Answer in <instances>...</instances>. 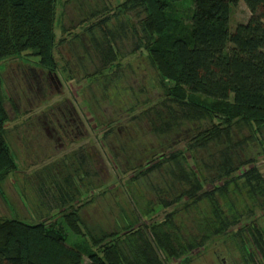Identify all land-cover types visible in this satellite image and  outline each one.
I'll use <instances>...</instances> for the list:
<instances>
[{"label":"trees","instance_id":"trees-1","mask_svg":"<svg viewBox=\"0 0 264 264\" xmlns=\"http://www.w3.org/2000/svg\"><path fill=\"white\" fill-rule=\"evenodd\" d=\"M185 2L190 7L186 8ZM235 2L123 0L116 12L139 15L136 46L145 51L159 76L162 101L154 107L157 121H152L153 133L161 136L181 123L208 119L209 125L197 131L185 150L197 153L212 144L216 150L210 155L215 163L206 167L213 174L204 173L199 164L190 166L182 151L140 168L129 177V183L139 177L151 183L150 175L156 171L153 181L164 183L152 187L157 204L173 209L147 223L138 218L133 200L139 216L130 219L122 211L120 229L91 236L96 250H85L79 243L69 245L64 231L52 223L28 224L0 216V264H79L85 253L89 264H163L158 250L166 258L188 263L190 254L207 241L231 233L254 207L264 208V175L255 157L240 156L237 140L244 127L256 137L264 130V0H243L250 18L231 30V5ZM188 8V13L181 10L187 12ZM56 11L57 0H0V63L10 57L34 56L38 66L56 71ZM85 30L93 33L92 25ZM110 38L104 41L107 46L97 47L103 68L119 64ZM2 86L0 71V184L17 169L6 143L9 116ZM160 108H168L169 113L165 116ZM165 163L169 165L162 172ZM51 184L59 191L61 207L73 198L74 185H67L70 191L61 193L62 186L53 180ZM178 186H183L180 192H176ZM165 192L171 199L164 198ZM79 209L74 207L64 218L73 233L86 234ZM243 231L241 226L233 235L246 244ZM248 233L252 245L250 252L243 248L244 259L253 261L258 254L264 264V228L252 224Z\"/></svg>","mask_w":264,"mask_h":264},{"label":"rangeland","instance_id":"rangeland-1","mask_svg":"<svg viewBox=\"0 0 264 264\" xmlns=\"http://www.w3.org/2000/svg\"><path fill=\"white\" fill-rule=\"evenodd\" d=\"M121 1L123 0H57L56 44L53 53L57 71L64 85L63 94L71 97L84 113L87 110L85 100L88 98L93 103L92 114L101 121L108 117L115 118V124H111V134L108 140L105 139L109 141L107 145L101 144V132L90 129L88 137L79 141L83 149L91 143L99 156H94L95 171H88V175L78 172V175L72 177L74 196L67 200L63 207L59 204V191L48 181L51 171H31V167H28L37 168L51 160L52 156L49 153L50 156H47L46 160L43 155L39 156L40 160L25 157L22 151L23 125L28 116L22 113L23 107L18 110L13 104L16 91L20 88L17 86L18 75L15 74H18L16 63L20 62L22 67L38 66L37 58L10 57L0 63L1 77L4 79L2 91L5 94V106L9 116L5 125L6 143L17 163V169L0 184V216H11L28 224L52 223V227L64 231L69 245L79 243L85 250H96L95 246L91 245L92 235L120 229L124 224L119 220L122 211H125L130 219L140 213V216H137L140 221L147 220V223H150L158 221L173 209L172 206L164 208L157 204L156 191L152 187H162L164 183L153 181L156 171L150 175L151 183H144L146 179L141 177L129 183V177L135 175L140 168L148 167L155 160L168 157L170 153L177 151L184 152L190 166L197 168L199 164L198 168H202L204 173L213 174L206 164L215 163L210 155L216 150L212 144L208 148H199L197 153L185 150L197 131L209 125L208 119L194 124L181 123L161 136L153 133L151 124L153 120L157 121L154 107L162 101L159 76L149 64L145 51L136 46V39L140 36L139 15L137 17L134 13L116 14ZM183 5L190 7L186 2ZM181 10L188 13L190 8L187 12ZM249 18L250 11L243 0H236L231 5V30L238 23H246ZM103 19L106 20L102 24ZM89 25H92L93 33L85 30ZM110 36L113 37L110 40L119 64L114 63L103 68L101 53L97 47L101 44L107 46L104 41ZM161 111L164 115L169 113L168 108ZM90 121L93 123L96 119L90 118ZM116 125H120V132ZM237 140L241 142L238 145L240 156L255 157L256 165L264 175V130L256 137L249 128L244 127L239 130ZM113 147L116 150H113ZM128 147L140 150H136L137 155L132 158H119L118 153V158L116 157L115 151L126 150ZM67 150L68 146L64 151ZM168 165L169 163H165L160 171L164 172ZM58 180L64 186L62 177ZM182 187L178 186L176 192H180ZM164 194L165 199H171L170 193ZM89 199H92L93 203H90ZM133 200L136 202L138 213ZM78 206L83 220L81 229L86 234L73 233L64 218L65 213ZM243 207L242 205L241 209ZM148 208L152 209L149 213ZM252 224L264 228V208L254 207L250 214H245L241 222L232 228L231 233L210 239L198 252H192L190 261L183 264H263L258 254H255L253 261L244 259V249L250 252L252 245L248 233V227ZM241 226H244L246 244H242L233 235ZM158 252L163 264L181 263V258H166L161 251ZM79 264H89L86 253Z\"/></svg>","mask_w":264,"mask_h":264},{"label":"flooded vegetation","instance_id":"flooded-vegetation-1","mask_svg":"<svg viewBox=\"0 0 264 264\" xmlns=\"http://www.w3.org/2000/svg\"><path fill=\"white\" fill-rule=\"evenodd\" d=\"M19 63H16L18 74L16 72L15 74L18 75L17 86L20 88L18 92L16 91L13 104L18 110L23 107L22 113L28 116L25 121L26 125H23L22 151L30 160H40V155L46 156L44 157L46 160L47 156H50L49 153L52 156L51 160L37 168L28 167H31V171H51L48 181L53 180L58 186H62L58 180L60 177L64 183L62 187L73 186V176L79 173L88 175V171H95L94 156L95 154L99 156L91 143L89 147L83 149L79 141L88 137L90 129L94 132H101V144L102 146L107 145L113 129L111 124H115V118L108 117L101 121L92 114L94 112L93 103L88 98L85 100L86 113L81 111L71 97L63 94L64 85L57 70L51 71L42 66L22 67ZM67 69L70 70V68ZM1 78L4 83L3 77ZM36 107L39 109L37 110ZM32 109L37 111H32ZM89 114L91 117H88ZM90 118L92 120L95 118L96 121L91 123ZM120 129L118 125L119 132ZM67 146L68 150L64 151ZM91 150L92 152H89ZM113 150H116L115 147ZM136 150L140 148L128 147L126 150L115 151V155L117 158L118 155L119 158L126 159V156L132 158L137 155ZM138 160L140 164V158Z\"/></svg>","mask_w":264,"mask_h":264},{"label":"bare ground","instance_id":"bare-ground-1","mask_svg":"<svg viewBox=\"0 0 264 264\" xmlns=\"http://www.w3.org/2000/svg\"><path fill=\"white\" fill-rule=\"evenodd\" d=\"M103 47H105V46H103ZM71 188H72V187H71ZM72 189H74V187H73ZM60 191H61V193H63L64 191L69 192L70 190H69V187H68V189H67V187L65 186V187H62ZM122 223H123V222H122ZM117 224H120V223H117Z\"/></svg>","mask_w":264,"mask_h":264}]
</instances>
